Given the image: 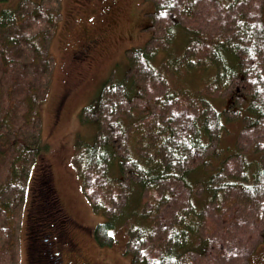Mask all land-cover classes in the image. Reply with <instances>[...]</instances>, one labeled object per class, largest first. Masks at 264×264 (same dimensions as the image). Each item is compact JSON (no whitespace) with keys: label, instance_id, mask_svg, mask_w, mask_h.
I'll return each mask as SVG.
<instances>
[{"label":"trees","instance_id":"trees-1","mask_svg":"<svg viewBox=\"0 0 264 264\" xmlns=\"http://www.w3.org/2000/svg\"><path fill=\"white\" fill-rule=\"evenodd\" d=\"M150 1V38L127 49L125 74L105 79L79 111L97 124L72 158L104 213L93 238L110 246L125 224L133 264H255L264 244V0ZM60 3L0 9V264H20L23 234L31 264H63L74 244L38 112Z\"/></svg>","mask_w":264,"mask_h":264},{"label":"rangeland","instance_id":"rangeland-1","mask_svg":"<svg viewBox=\"0 0 264 264\" xmlns=\"http://www.w3.org/2000/svg\"><path fill=\"white\" fill-rule=\"evenodd\" d=\"M18 1H2L0 9ZM152 10L150 0H61L50 44L52 79L38 112L41 137L47 143L44 157L74 243L64 249L63 264H133L125 251V224L112 229V245L100 246L94 240L93 228L103 221L104 213L93 210L72 158L75 143H89L97 132L96 122L80 121L79 111L105 79L125 74L127 49L142 46L150 38ZM89 39L91 44L86 47ZM235 134L225 135L224 143L232 145ZM23 242L20 264H31L25 234ZM262 247L255 264H264Z\"/></svg>","mask_w":264,"mask_h":264},{"label":"flooded vegetation","instance_id":"flooded-vegetation-1","mask_svg":"<svg viewBox=\"0 0 264 264\" xmlns=\"http://www.w3.org/2000/svg\"><path fill=\"white\" fill-rule=\"evenodd\" d=\"M90 40H91V39H89V40L86 42V45H85L86 47H89V45L91 44V43H90ZM87 49H88V48H87Z\"/></svg>","mask_w":264,"mask_h":264},{"label":"bare ground","instance_id":"bare-ground-1","mask_svg":"<svg viewBox=\"0 0 264 264\" xmlns=\"http://www.w3.org/2000/svg\"><path fill=\"white\" fill-rule=\"evenodd\" d=\"M168 70V69H167ZM157 172V171H156ZM225 174V173H224ZM160 208V207H159Z\"/></svg>","mask_w":264,"mask_h":264}]
</instances>
